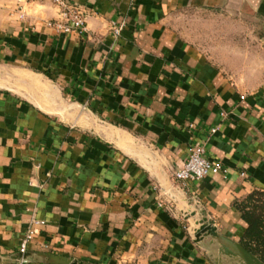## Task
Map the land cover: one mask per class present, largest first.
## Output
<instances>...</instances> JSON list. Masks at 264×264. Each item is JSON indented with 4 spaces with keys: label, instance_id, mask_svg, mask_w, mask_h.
I'll list each match as a JSON object with an SVG mask.
<instances>
[{
    "label": "crops",
    "instance_id": "crops-1",
    "mask_svg": "<svg viewBox=\"0 0 264 264\" xmlns=\"http://www.w3.org/2000/svg\"><path fill=\"white\" fill-rule=\"evenodd\" d=\"M67 1L82 35L47 25L49 1L0 0V264L29 230V264H215L202 219L244 246L238 205L264 193V0ZM198 145L224 172L176 183Z\"/></svg>",
    "mask_w": 264,
    "mask_h": 264
},
{
    "label": "built area",
    "instance_id": "built-area-1",
    "mask_svg": "<svg viewBox=\"0 0 264 264\" xmlns=\"http://www.w3.org/2000/svg\"><path fill=\"white\" fill-rule=\"evenodd\" d=\"M29 1H49L60 11V18L50 21L47 25L57 33L63 35H82L87 29V13L76 4H70L67 0H29ZM124 25L114 22L110 23V30L118 38L121 36ZM224 172L223 166L218 162H213L206 157V149L202 145L192 147L189 150L188 159L184 167L179 170L174 180L176 183L186 185L188 182L201 181L210 174H220ZM36 222V221H35ZM35 236L34 230H29L22 241L20 253H27V246ZM14 264H29L28 260H19Z\"/></svg>",
    "mask_w": 264,
    "mask_h": 264
},
{
    "label": "water",
    "instance_id": "water-1",
    "mask_svg": "<svg viewBox=\"0 0 264 264\" xmlns=\"http://www.w3.org/2000/svg\"><path fill=\"white\" fill-rule=\"evenodd\" d=\"M197 225L200 227L195 231V240L196 242H201L204 239L211 240L210 246L216 253L215 264H264L263 261L249 252L242 244L235 243L220 235L217 229L209 224L206 219H202ZM31 257L30 253H19L15 262L21 259L29 261ZM224 260H226V263H224Z\"/></svg>",
    "mask_w": 264,
    "mask_h": 264
},
{
    "label": "trees",
    "instance_id": "trees-1",
    "mask_svg": "<svg viewBox=\"0 0 264 264\" xmlns=\"http://www.w3.org/2000/svg\"><path fill=\"white\" fill-rule=\"evenodd\" d=\"M238 207L248 224L244 247L264 262V193H254Z\"/></svg>",
    "mask_w": 264,
    "mask_h": 264
},
{
    "label": "rangeland",
    "instance_id": "rangeland-1",
    "mask_svg": "<svg viewBox=\"0 0 264 264\" xmlns=\"http://www.w3.org/2000/svg\"><path fill=\"white\" fill-rule=\"evenodd\" d=\"M191 17H192V20H193L192 22H190V20H191L190 18ZM202 19H205V16L204 15H199L198 14V15L195 16L193 14L192 15L191 14H187V16H186L183 24H186V26H187L188 29H190V25H194L193 26L194 31L197 28L198 29L197 31L199 33H200L201 30H203V31H201V33H204L205 32V29H204L205 23L203 22ZM201 26H202V29H201ZM202 41L204 43V41H205V38L204 37L202 38Z\"/></svg>",
    "mask_w": 264,
    "mask_h": 264
}]
</instances>
